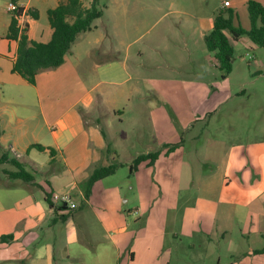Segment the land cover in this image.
Listing matches in <instances>:
<instances>
[{
	"label": "crops",
	"instance_id": "1",
	"mask_svg": "<svg viewBox=\"0 0 264 264\" xmlns=\"http://www.w3.org/2000/svg\"><path fill=\"white\" fill-rule=\"evenodd\" d=\"M88 1L89 5L83 0L86 9L93 2ZM256 1L264 5L263 0ZM64 2L19 0L17 5L26 14L18 24L29 40L45 44L51 41L54 30L48 13ZM10 3L0 0V148L3 155L10 149L15 157L9 158L18 160L34 175L37 186L10 178L8 173L18 169L4 163L15 170H4L3 178L0 176V238L13 235V240L0 244V264H122L124 257L128 264H139L146 256L152 262L155 251L150 243L142 247L138 242L142 238L132 233V220L137 216L140 220L162 204L168 213H178L180 184L182 180L193 183L194 177L200 182L198 196L184 209L183 234L192 237L198 231L210 236L217 226L225 231L237 223L241 231L256 234L261 248L248 243V248L232 251L235 261L231 264H264V254L256 253L264 247V141L231 144L230 150L222 154L227 145L210 142L216 136L210 134L212 126L208 125L191 137L201 150L196 149V157L187 160V138L176 128L158 127V117L165 114L159 113L151 99H145L147 94L145 97L139 85L133 82L129 90L122 89L126 82L123 77L129 71L122 64V47L126 46L128 58L133 42H125L127 35L119 24L111 30L105 27L101 20L108 5L103 6L104 15L94 22L92 30L77 38L65 63L39 74L36 85H30L13 73L19 45L6 37L12 21ZM230 3L222 9L237 12V2ZM217 15L198 18L202 40L213 30ZM168 32L163 36L165 40H171ZM229 39L234 47L243 38ZM164 85V97L170 99V86L166 82ZM200 85L204 93L209 92L204 83L194 86ZM132 97L137 98L135 103H125ZM140 100L146 102L140 105ZM200 102L183 116L189 112L192 119H199L217 113L215 105L208 107L209 102L203 108ZM128 116L132 129L125 131L122 127L129 121ZM193 121H189L187 133L195 129ZM203 149L208 156L204 163L207 171L195 167L197 162L203 163L199 156ZM157 151L160 156L154 165L145 161L130 173L136 178L138 197L125 199V186L110 185V176L96 182L86 198L88 179L96 169L115 164L120 170L130 167L138 156ZM124 154L130 156L128 162L120 160ZM53 193L70 195L77 207L62 208L53 201L50 205L46 198ZM155 241L154 235L151 243ZM137 249H143L140 255ZM171 261L172 253L163 264ZM217 264H222L221 260Z\"/></svg>",
	"mask_w": 264,
	"mask_h": 264
},
{
	"label": "rangeland",
	"instance_id": "2",
	"mask_svg": "<svg viewBox=\"0 0 264 264\" xmlns=\"http://www.w3.org/2000/svg\"><path fill=\"white\" fill-rule=\"evenodd\" d=\"M232 1L238 4V23L243 28L250 29L247 0H103L101 3L102 8L104 5L109 7L101 20L105 27L111 30L119 24L120 30L127 35L125 42H133L128 58L126 46L122 47V64L129 68L128 74L123 77L126 82L122 89L129 90L133 82L139 85L145 97L147 94L145 99H151L153 102H150L159 113L165 114L158 117V127L176 128L187 138V160L197 155L194 151L198 143H193L191 137L197 134L198 129L208 125L212 126L210 134L216 136L211 137L210 142L227 145L222 154L230 150L231 144L248 145L251 142L264 141V49L244 37L234 46L235 59L231 74L223 78L225 73L215 66L214 54L208 51L205 41L198 36V18L217 15L223 6L230 5ZM87 4H90L88 0ZM98 25L103 27V24ZM167 31V37L171 40L163 37ZM176 42L180 43L174 44ZM132 69L137 70V73L133 74ZM164 82L170 86V99L164 97ZM202 83L206 84L209 92L204 93L201 85L194 86ZM135 100L137 98L132 97L130 100L126 99L125 103H135ZM146 100H140V105ZM200 100L203 108L209 102L208 107L214 108L215 105L217 113L199 119H192L189 112L188 116H183L185 111L194 109ZM129 118L131 117L128 116L127 119ZM130 120L122 127L123 130L132 129ZM192 120H196L192 123H196V127L187 133V125ZM3 154L4 150L0 148V156ZM6 155L15 157L10 149H7ZM205 155L206 159H203L202 156ZM199 156L203 163L197 162L196 166L193 163L186 165L202 169L204 163L208 162L205 149ZM120 158L122 162H128L126 160L130 156L124 154ZM220 159L218 156V161ZM220 166L221 163L218 164L219 168ZM129 168L118 169L108 182L110 185L123 184L125 199L138 197L136 178L130 174ZM4 170L15 168L11 164L0 165L1 178ZM207 170L209 169L204 167L203 171ZM194 174L197 175V171ZM199 184L196 177L193 183L192 180L189 183L182 180L178 213H168L165 204H162L160 206L163 207L145 213L140 220L139 216L133 218L132 233L139 234L142 238L138 241L142 247L150 243L155 251L152 262L146 256L139 260V264H163L171 253V264H217L218 260L222 264H231L235 261L231 257L232 251L241 248L244 250L248 248V243L254 248H261L256 234L241 231L242 227L237 223L225 230L226 232L217 226L210 236L198 231L192 237L183 234L181 222L184 209L193 204L196 194L198 196ZM132 187L134 190H131ZM165 215H168L166 219ZM154 235L156 241L151 243ZM142 250L137 249V254L140 255ZM125 259L124 257L122 264H128Z\"/></svg>",
	"mask_w": 264,
	"mask_h": 264
},
{
	"label": "trees",
	"instance_id": "3",
	"mask_svg": "<svg viewBox=\"0 0 264 264\" xmlns=\"http://www.w3.org/2000/svg\"><path fill=\"white\" fill-rule=\"evenodd\" d=\"M11 1L15 4L19 2V0ZM102 1L93 0L91 7L86 9L83 0H65L60 6L50 10L48 13L49 22L54 33L51 41L46 44L29 40L26 30L20 29L18 23L23 16L24 9L18 7L12 14L9 33L6 36L8 39L17 41L19 45L13 73L20 75L30 85H36V78L39 74L60 68L65 63L66 57L71 53L77 38L81 34L92 30L94 22L103 17ZM247 11L250 19V29L247 30L238 23L239 15L235 9L226 7L220 10L215 18L213 30L205 36V44L207 49L214 54L217 68L225 73L223 78L231 74L235 59L234 47L229 36L235 41L247 37L252 43L264 49V5L256 0H249ZM30 14L37 18L35 12L31 11ZM1 137L2 130L0 126V139ZM34 147L44 150L39 145ZM159 156L160 151L138 156L130 166V173L133 174L139 165L145 161H149V165H154ZM4 163H11L18 169L15 173H8L10 178L20 179L31 186H37L34 175L29 173L18 160L3 155L0 159V165ZM119 166L113 164L96 169L88 179L85 191L86 198L90 197L96 182L113 176ZM46 199L52 205L51 197L47 196ZM62 208H65V205ZM12 240L13 235H7L0 238V244L10 243ZM256 253L264 254V247Z\"/></svg>",
	"mask_w": 264,
	"mask_h": 264
},
{
	"label": "built area",
	"instance_id": "4",
	"mask_svg": "<svg viewBox=\"0 0 264 264\" xmlns=\"http://www.w3.org/2000/svg\"><path fill=\"white\" fill-rule=\"evenodd\" d=\"M18 5L15 3H10L8 5V11L13 14L17 9H18ZM26 12L24 11L23 15H25ZM20 29L22 30L23 27L19 24ZM51 199L54 203H58L61 204L62 206L65 205V207H69V209L74 210L77 206L75 203H73L72 201V197L70 195H59L56 193H53L51 196Z\"/></svg>",
	"mask_w": 264,
	"mask_h": 264
}]
</instances>
